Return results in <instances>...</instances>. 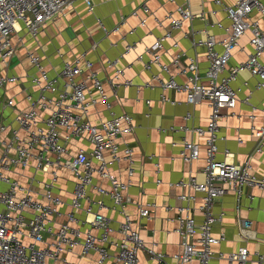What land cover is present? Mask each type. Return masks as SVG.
<instances>
[{
  "label": "built area",
  "instance_id": "built-area-1",
  "mask_svg": "<svg viewBox=\"0 0 264 264\" xmlns=\"http://www.w3.org/2000/svg\"><path fill=\"white\" fill-rule=\"evenodd\" d=\"M76 1L0 0V264H140V252L155 258L157 264H170L167 254L147 245L140 234L143 221L153 216L157 205L136 202L138 226L128 210L133 201L128 189L136 174V159L133 147L122 145L120 139L134 132L133 117L126 111H111L110 116L99 117L97 121L91 118L99 103L111 109L104 79L94 68L96 59L83 52L73 59H62L56 66L27 46L28 37L38 45L39 34L45 26L65 17ZM186 1L168 11L169 29L137 56L144 61V54L149 55V60L144 61L145 67L158 65L168 74L167 79L158 73L152 77L162 89V101L176 102L164 93L176 90L185 93L189 105L206 102L211 107L206 126L183 124L179 127L204 138L202 144L184 136L180 150L183 161L192 163L199 159L204 147L206 163L203 166L205 179L199 181L192 172L181 179L177 184L191 191L180 194L181 205L168 206L177 213L178 224L174 230L181 246L172 257L176 264L194 260L198 264H212L217 254L231 263L247 264L249 250L245 245L237 251L216 253L213 249L225 235L213 233L217 217L211 207L228 191H234L239 199L246 185L264 190V178L253 172L250 159L230 161L228 149L223 160L217 159L221 120L226 115L224 109L236 108L239 101V88L234 87L233 82L241 73L249 72L256 80V89L264 88V29L253 16L257 12L264 17V2L212 0L214 5L205 10L204 3L208 0H201L203 7L195 12L190 0ZM85 2L93 12L95 4L91 0ZM140 8L143 15L138 9L131 13L139 19L137 25L128 30L131 34L136 33L138 27L147 26L148 15L152 14L146 3ZM220 12L229 19L228 24L220 18L210 20L209 17H217ZM128 17L123 16L122 23L111 32H118ZM196 18L203 21L201 27H193L185 33L192 37L195 49L205 47L207 67L202 73L198 54L188 53L173 39L177 51L172 56L176 66V71L172 72L170 64L162 60L166 42L173 38L176 29L184 28L186 21ZM97 22L108 33L101 18L98 17ZM214 29L221 32L218 34ZM244 35H249L252 51L245 60L232 63L233 50L240 46ZM139 41L141 39L128 40L119 55L105 60L104 69L113 70L107 75L113 92L134 84L133 79L125 75L132 64L123 65L121 61ZM97 48L98 43L94 42L92 50ZM22 50L31 71L17 75L12 68ZM59 55L64 57L62 53ZM178 75L185 80H179ZM243 83L248 85L246 80ZM143 85L152 84L146 81ZM14 86L18 89L11 93ZM251 94L252 91L244 99L250 105ZM21 100L26 106L20 104ZM147 103L150 105L151 99H147ZM8 110L14 112L11 120L6 114ZM262 112L264 114V107ZM250 116L256 118L253 112ZM191 117V111L184 116L186 120ZM252 133L257 138L256 151H262L264 125L253 124ZM237 140L242 142L243 137L239 135ZM79 141H86L89 146L77 144ZM121 161L126 162L127 179L112 171V166ZM64 170L71 172L74 182L69 199L64 198L57 185ZM194 207L203 210L202 220L196 219ZM107 210L119 214L116 227L105 213ZM115 233L117 237L113 236ZM239 233L244 239L257 237L247 219L240 220ZM85 259L87 263L83 262ZM263 263L264 255H259L253 264Z\"/></svg>",
  "mask_w": 264,
  "mask_h": 264
},
{
  "label": "crops",
  "instance_id": "crops-1",
  "mask_svg": "<svg viewBox=\"0 0 264 264\" xmlns=\"http://www.w3.org/2000/svg\"><path fill=\"white\" fill-rule=\"evenodd\" d=\"M95 4L93 12L89 11L85 0H77L74 7L65 17L58 18L49 22L41 31L38 37L39 44L31 37L27 38V46L33 51H37L46 56L47 62L53 65H60L62 59H73L75 56L86 52L90 58L96 59L94 68L98 71L100 77L104 79L105 88L110 96L111 109L104 104L99 103L93 110L91 118L97 121L99 117L110 116L111 111L128 112L134 119L135 130L133 133L120 139L122 145L128 144L134 149L136 174L133 177V184L128 189L129 195L133 201L128 205V210L136 219L137 201L152 202L157 206L153 216L143 221L140 227L141 237L146 244L155 248L157 252L167 254V260L170 264H176L172 255L181 249L180 239L175 228L177 227L176 210H169L168 206L181 205L179 198L181 193L191 191L187 187L177 184L181 179H186L191 172L199 181L205 179L203 166L206 163V151L203 147L199 159L192 163H186L180 156L182 139L184 136L193 138L204 143V138L196 134L186 133L179 127L183 124L189 126H206L211 107L203 102L196 105L186 103L185 93L176 90H165L176 102L162 101L160 96L162 89L152 80L153 74H160L164 79L168 74L161 71L158 65L147 69L144 65L145 60H149V55L144 54V61L137 59V56L144 53L145 47L155 42L158 36L163 35L169 29V23L166 19L168 11L174 10L178 3H187L186 0H91ZM186 1V2H185ZM232 2L233 0H226ZM264 2V0H263ZM146 3L152 10L148 15L147 26L138 27L134 34L129 33V29L139 22L138 17L131 13L138 9L143 15L140 6ZM201 0H190L193 11L198 12L201 6ZM213 1L208 0L204 3L205 10L213 6ZM254 18L261 22L264 29V17L257 12L253 13ZM129 16L127 21L121 26L118 32H111L118 24L122 23V17ZM101 18L103 25L107 27L108 33L97 22ZM157 18V21L155 19ZM210 20L222 19L225 24L229 19L220 12L217 17H209ZM162 22V25L159 24ZM201 19L186 21L183 29H176L173 32V38L166 42V50L163 52L162 60L170 64L172 72L176 71V66L172 63V56L177 51L173 47V39L179 41L180 46L188 53H197L200 61L202 73L207 67L206 49L198 47L195 49L192 44V37L186 36L185 31L193 27L199 28L202 24ZM214 32L220 33L218 29ZM202 37L201 34H197ZM139 40L137 47L122 58L121 64H132L125 71L126 77L133 79L132 86H121L116 92L111 90L107 80V75L112 74L113 70L104 69L103 64L106 59L116 57L123 50L128 40ZM94 42L98 43V48L92 50ZM252 46L249 42V35H244L240 39V46L233 50L232 63L243 61L247 58ZM62 53L64 57H61ZM20 59L15 61L12 72L17 75H26L31 71L30 63L24 56V50L20 53ZM185 62V61H184ZM182 61V63H184ZM179 80H185L184 76L178 75ZM248 85H244V81ZM146 81L154 87L143 85ZM238 91L239 101L236 108L224 109L226 114L221 120V138L217 141L218 153L217 159L223 160L228 149L230 155L227 159L235 162H243L250 159L252 170L259 177L264 178V148L262 151H256L257 138L252 133V125H264V88L256 89V80L249 72L241 73L238 80L233 82ZM18 87L14 86L11 93L16 92ZM252 91L250 104L244 101L247 94ZM19 98H22L21 96ZM147 99H151L148 105ZM20 104L26 106V102L21 100ZM254 107V108H253ZM191 111L192 117L189 120L184 118L185 114ZM255 113L256 118L252 119L251 114ZM9 119H13V110L6 112ZM243 137V141L237 140L238 136ZM77 144L89 146L86 141H79ZM125 161L112 166V171L122 179H127L125 170ZM158 165V167H157ZM41 177L46 178L47 174L39 173ZM73 177L68 170L62 171V178L57 183L63 192L65 199H69L73 188ZM108 185L107 181L105 182ZM59 190V189H58ZM60 191V190H59ZM201 199H199V202ZM216 215V221L213 224V233L220 235L224 233L225 239L213 246V249L219 251H237L241 246H246L249 250V261L247 264H253L259 255H264V190L257 186L246 185L238 199L234 191H228L223 197L216 199L211 207ZM192 211L196 219L202 220L203 210L194 207ZM105 213L113 219V225L117 226V220L120 216L117 212L107 210ZM222 213V214H221ZM221 215V216H220ZM241 219H247L257 235L256 238L244 239L239 233V223ZM117 237L118 234H113ZM94 255H92L93 257ZM140 264H157V260L145 252L139 254ZM87 263L88 260H84ZM188 264H198L197 260ZM212 264H237L231 263L226 259L220 258L217 254L212 260ZM264 264V263H263Z\"/></svg>",
  "mask_w": 264,
  "mask_h": 264
}]
</instances>
